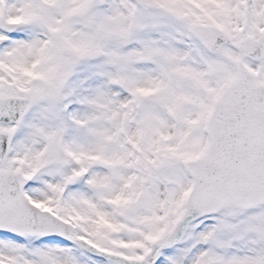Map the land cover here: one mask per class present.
I'll list each match as a JSON object with an SVG mask.
<instances>
[{"label":"snow or ice","instance_id":"6c2138e0","mask_svg":"<svg viewBox=\"0 0 264 264\" xmlns=\"http://www.w3.org/2000/svg\"><path fill=\"white\" fill-rule=\"evenodd\" d=\"M0 264H264V0H0Z\"/></svg>","mask_w":264,"mask_h":264}]
</instances>
